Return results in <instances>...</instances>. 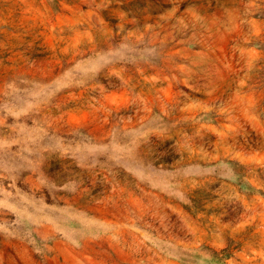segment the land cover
<instances>
[{"label": "rangeland", "instance_id": "374dc122", "mask_svg": "<svg viewBox=\"0 0 264 264\" xmlns=\"http://www.w3.org/2000/svg\"><path fill=\"white\" fill-rule=\"evenodd\" d=\"M0 264H264V0H0Z\"/></svg>", "mask_w": 264, "mask_h": 264}]
</instances>
